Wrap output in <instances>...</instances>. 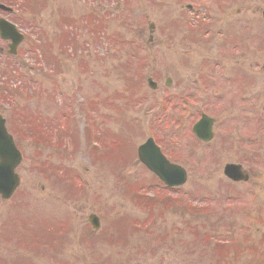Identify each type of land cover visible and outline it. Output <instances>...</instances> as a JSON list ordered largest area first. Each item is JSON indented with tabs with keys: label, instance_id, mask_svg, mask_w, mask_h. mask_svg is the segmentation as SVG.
<instances>
[{
	"label": "rangeland",
	"instance_id": "rangeland-1",
	"mask_svg": "<svg viewBox=\"0 0 264 264\" xmlns=\"http://www.w3.org/2000/svg\"><path fill=\"white\" fill-rule=\"evenodd\" d=\"M117 1L3 0L15 5L22 27L39 41L53 76L32 67L39 60L26 51L36 49L34 45L24 40L18 51L26 55L20 59L9 55L8 45L0 41V102L7 109L14 107L8 112L0 106V113L24 155L17 168V192L10 201L0 199V264H264V71L254 72L264 67V27L257 40L240 42V19L245 16L235 11L241 8L237 2L225 10V0H125L119 9ZM194 1L204 9L216 6V12H208L211 19L187 8V2ZM247 11L257 15L254 6ZM197 22L204 23L205 32L214 29L208 42L194 31ZM256 23H250L247 32L260 33ZM124 38L134 44L119 46ZM202 61L214 100L201 92L204 87L195 86ZM212 64L219 66L214 69ZM141 68L158 71L163 84L171 79L174 100L190 95L204 107L191 108L188 117L174 113L161 131L146 112L163 95L147 87L138 73ZM127 74L133 77L124 78ZM240 85L245 107H239ZM218 86L226 91L221 101ZM86 103L100 118L97 141L115 150L103 146L98 152L90 145ZM64 112L73 120L68 136L72 153L54 149L38 130L61 138L57 130ZM201 112L216 116L218 128L214 139L203 145L193 142L190 133ZM176 116L181 124H175ZM150 127L179 159L176 163L188 170L187 183L175 200H137L134 194L147 192L150 184L155 197L152 191L159 181L137 156L152 136ZM189 156L197 161L192 169L184 165ZM240 163L250 179L233 184L223 169ZM61 173L76 180L84 194L74 184L58 181ZM92 214L100 218V229L92 228ZM66 218L70 228L57 239L55 232ZM52 239L58 242L54 248L49 245ZM235 240H243V245L251 241L258 254L239 255L243 245L226 244ZM37 242L49 250L33 251L39 249Z\"/></svg>",
	"mask_w": 264,
	"mask_h": 264
},
{
	"label": "water",
	"instance_id": "water-1",
	"mask_svg": "<svg viewBox=\"0 0 264 264\" xmlns=\"http://www.w3.org/2000/svg\"><path fill=\"white\" fill-rule=\"evenodd\" d=\"M150 142L139 149L140 159L155 171L160 178L167 183L169 186H179L185 183L186 173L183 169L172 166L168 164L164 159H162L157 151L152 150ZM14 147L12 141L7 135L0 122V151L2 152L1 158L3 163L0 164V184L3 191L7 195L4 197H9L14 190L18 187L19 179L14 174V168L17 164H12L9 161L10 155L12 154ZM10 163V164H9ZM226 174L235 180H246L247 178L242 176L241 170L237 166H231L227 169ZM241 176V177H240ZM96 218H91V223L95 228H98L96 223Z\"/></svg>",
	"mask_w": 264,
	"mask_h": 264
},
{
	"label": "flooded vegetation",
	"instance_id": "flooded-vegetation-1",
	"mask_svg": "<svg viewBox=\"0 0 264 264\" xmlns=\"http://www.w3.org/2000/svg\"><path fill=\"white\" fill-rule=\"evenodd\" d=\"M235 2H237L241 5V8L236 9L235 11L239 12L241 15L245 16L244 19L241 16L240 26H239L240 35H237V36H239L238 38H239L240 42L246 41V38H247V41L251 42L252 40H254V38L255 39H256V37L258 38L257 35H261L260 27H264V0H225V3H224L225 10L233 7V4ZM194 3L196 4V6H199V7L204 9L205 5L203 3H200V2L198 3L197 1H194ZM211 5L212 4L208 5V7ZM251 6H254L255 12L257 14L256 16L247 13L248 12L247 10ZM191 10H193V8H191ZM254 20H257L256 30H259V32H260V33H257L256 35H252V29L247 32V30L251 28L250 23H252ZM209 29H213V28L209 27ZM227 30H229V29H227ZM224 33H226V31H224ZM218 34L221 36L222 31H219ZM243 38H244V40L241 41Z\"/></svg>",
	"mask_w": 264,
	"mask_h": 264
}]
</instances>
